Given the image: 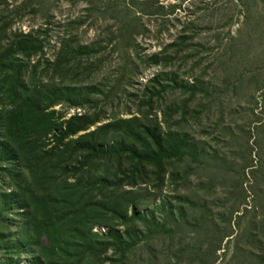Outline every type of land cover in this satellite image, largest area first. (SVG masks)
<instances>
[{"label":"rangeland","instance_id":"1","mask_svg":"<svg viewBox=\"0 0 264 264\" xmlns=\"http://www.w3.org/2000/svg\"><path fill=\"white\" fill-rule=\"evenodd\" d=\"M91 1L102 8L123 0ZM155 1L167 17L144 19L147 32L131 48L118 46L113 22L102 18L104 11L88 13L84 0H0V29L8 25L5 29L12 35L22 36L41 28L49 35L45 58L52 62L61 60L60 36L73 38L67 63L70 76L62 79L56 74L55 79L75 98L62 99L50 110L61 122L75 114L100 117L94 124L98 128L110 116L144 114L139 101L156 98L158 87L144 88L157 76L171 88L153 105L158 121L159 108L195 95L180 127L190 140V156L182 165L168 167L161 193L154 182L149 187H125L136 194L122 197L118 205L126 210L135 202L137 216L154 212L156 217L148 219L146 228L140 227L130 264H264V0ZM3 42L0 36L4 49ZM126 50L149 64L138 62L135 69L125 70L121 56ZM7 60L0 62L1 68ZM94 63L100 64L99 70ZM48 86L45 83V89ZM94 126L69 141L91 133ZM121 135L109 131L94 139L112 145ZM52 138L43 139L46 150L55 144ZM3 175L0 171V189L9 192L13 187ZM11 220L17 246L9 257L0 252V264H44L38 248H25L28 238L19 232L15 213ZM98 220L101 225L93 232L124 231L116 217ZM251 233L255 242L249 241ZM103 256L105 264L115 260L111 250Z\"/></svg>","mask_w":264,"mask_h":264},{"label":"trees","instance_id":"2","mask_svg":"<svg viewBox=\"0 0 264 264\" xmlns=\"http://www.w3.org/2000/svg\"><path fill=\"white\" fill-rule=\"evenodd\" d=\"M84 1L88 3V13L104 11L102 18L113 22L118 46L135 45L136 38L147 32L144 19L167 17L165 8L155 0H123L102 8L95 1ZM7 27L0 29L5 47L0 48V62L9 59L7 66L0 67V171L13 188L9 192L0 189V252L9 257L10 250L17 246V240H13L17 237L11 230L15 213L19 232L28 238L25 248H38L44 264H105L103 255L110 250L115 259L110 264H130L141 237L140 227L146 228L148 219L156 217L154 212L137 216L135 202L126 210H119L118 205L122 197L136 194L125 187H149L154 182L161 193L168 167L182 165L190 156V140L180 133V127L195 95L177 105L159 108L162 116L158 121L153 105L171 88L162 85L163 79L157 76L144 88L158 87L156 98L149 96L139 101L144 114L140 111L129 118L110 116L108 123L69 141L100 120L75 114L61 122L50 111L62 99L75 98L68 86L57 84L55 79L56 74L62 79L70 76L67 63L72 46L69 39L73 38L65 33L60 36L61 60L52 62L45 58L49 35L43 34L41 28L19 36L12 35ZM90 49L95 52L94 47ZM121 60L125 70L135 69L138 62L149 64L136 60L130 50L123 52ZM93 65L96 70L101 67ZM89 71L95 73L94 69ZM133 77L130 75L128 80ZM45 83L50 84L47 89ZM109 131L122 133L112 145H102L94 139ZM50 135L55 144L46 150L43 139ZM65 141L69 144L61 146ZM256 172L260 173V169ZM100 217L118 218L124 231L93 232L101 225ZM153 226L160 227L155 221ZM249 241L255 242L252 233Z\"/></svg>","mask_w":264,"mask_h":264},{"label":"water","instance_id":"3","mask_svg":"<svg viewBox=\"0 0 264 264\" xmlns=\"http://www.w3.org/2000/svg\"><path fill=\"white\" fill-rule=\"evenodd\" d=\"M171 2H173V3H179V2H181V1H183V0H170ZM98 126V125H97ZM97 126H94V128H96Z\"/></svg>","mask_w":264,"mask_h":264}]
</instances>
